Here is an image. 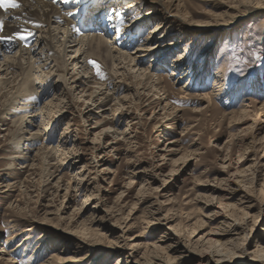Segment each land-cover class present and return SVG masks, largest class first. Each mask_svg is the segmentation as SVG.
<instances>
[{"label":"rangeland","instance_id":"obj_1","mask_svg":"<svg viewBox=\"0 0 264 264\" xmlns=\"http://www.w3.org/2000/svg\"><path fill=\"white\" fill-rule=\"evenodd\" d=\"M160 2L102 3L92 12L102 29L83 34L117 39L110 51L126 56L150 37L173 43L160 50L166 67L150 74L156 89L94 56L105 87L91 79L85 93L72 88L87 76L59 64L80 53L55 26V53L43 56L55 59L53 72L45 70L52 73L43 83L36 80L43 70L35 71L39 94L26 93L35 103L17 91L2 101L0 264H201L197 253L212 231L228 227L234 234L212 249V264H251L240 258L242 244L264 247V0ZM161 19L165 29L152 35ZM24 58L11 53L0 65L25 70ZM179 62L188 75L182 82L171 77ZM53 100L49 130L43 109ZM31 121L42 127L39 137L26 128Z\"/></svg>","mask_w":264,"mask_h":264},{"label":"bare ground","instance_id":"obj_2","mask_svg":"<svg viewBox=\"0 0 264 264\" xmlns=\"http://www.w3.org/2000/svg\"><path fill=\"white\" fill-rule=\"evenodd\" d=\"M109 1H111V0H81L82 6L86 5V4L93 5L91 14H89V15H85V13L83 12L82 9L78 10L76 7L73 6L75 3V0H73V3L67 4V5L63 2V0H18V3L21 4L20 8L10 9L7 12L0 9V20H2L4 22V31L6 33L14 31V30H19V31L25 32V33L30 31L32 33L31 37H28L24 42H22L19 45L15 41L8 43V44H1L0 45V58L6 56L8 54L16 52V53H19L20 57L23 59H25L24 57L26 56L27 57L26 60H27V62H29V68H27L25 70H24V68H21L20 65L17 68L14 65V63H10V62L4 66L0 65V78H1L0 79V104L3 100L8 102V99L10 98V96L15 94L16 91H17V93H20L19 95H21L20 96L21 98H24L26 96V93L27 94L32 93V91H35L38 93L37 89H35L36 87L34 84V79H35V78H33L34 72L35 71L40 72L41 69L43 70L42 76L41 75L40 76L35 75L36 80H40L43 83L45 82L46 75L49 76L48 74H51L53 72L52 69L50 70V64H49V60L51 59L50 57H52V59H54L53 56L49 55L50 57H47L46 60H43V56L45 55V52L49 51V50H51V51H53V53H55V51L53 50L54 49L53 43L55 40L56 41L58 40V34L54 35L56 33L55 29H54L55 26H57V28H58L56 31H59L61 29H66V33L64 31L66 36L64 35L63 37H65V40H66L64 44L65 45L67 44L70 46V47H68V49H75V51H74L75 53H80V54H78L77 57L71 58V60L69 62H67L66 60H63L61 58L63 62L61 61L62 62L61 63L58 61L59 64L64 63L65 66L70 64L72 67H74L75 71H77V68H79L80 72H78V75L82 74L83 76L84 75L87 76V77H85L86 80L84 83H81V84L79 83V87H72V88H76V89L77 88H79V89L83 88L82 86L85 83H88L90 85L92 83L91 79L96 81L95 83L93 82L94 84L101 85V87H105V84L98 83L99 78H98L97 74H95V76H93V77L92 76L88 77L89 73H88L87 67H88V64L90 65V63H89L90 57L94 56V58L95 57L101 58L102 61H104L108 65H110L112 63L113 68H114L113 72L115 75H121V76L126 75L128 73V70L130 72H134V73L137 72L136 74H138V79H140V78L145 79L146 78L149 81L148 83L151 84L150 87L152 89H156V85H158V83L155 84V82H154L155 80L153 79V76H151L150 74L152 73V69L158 68V64H160V67L161 66L163 67L166 65V59L161 60V56L163 53H160V50H164V51L169 50V47H172L171 44H173V43L169 44V46L163 47L162 43L161 44L160 43L159 44L154 43V40L152 41L151 37H150V38L145 40L144 44L139 45L136 52L129 53L128 56H126V55H121V53L117 52V50H115V51L113 50L114 52L110 51L111 46L113 47L112 49H114L116 47L115 42L117 39L115 41L113 40V42H112V40L106 41L103 39V37L102 38L96 37V33H95L94 34L95 37H91V38L89 37V39L85 40L87 38V36L85 37V35L83 36V34H85L86 31L87 32L90 31L91 28H93V29L95 28V31H96V29L100 30V28H101L99 26L96 28V24H98V23H97V21L95 22L92 20V19H94L92 12L94 11L95 8H97L98 5H100L102 3L106 4ZM128 1H130V0H113V2L116 4H118V3L124 4V3H127ZM160 1H163V0H160ZM160 1L156 0V2H151L149 0H138V2H140V4H142L144 6H146V5L149 6L150 4H152L151 6H153V8H156L158 5H161L162 2H160ZM173 1H176V0H173ZM259 4H262V2H260ZM263 5H264V3H263ZM176 7H178V6H176ZM133 8H134V6H133ZM69 10L72 11L73 13H75V15H73V16L66 15V12ZM149 14L151 15V14H155V13L150 11L148 13V15ZM151 19L157 20V17L151 18ZM147 21H149V19L148 20H144V19L141 20V22H143V23H146ZM37 24L42 25V27H36ZM165 25H166V20L161 19V22L159 23V25L156 26V28H154V30L152 31L151 34L153 35L158 30L165 29L164 28ZM81 35L83 37L79 38ZM34 38H36V45L31 46ZM128 43H129V41H128ZM24 45H27V47H25ZM57 55H55V56H57ZM151 56H155L154 57L155 60H152V64H154V66L151 65L150 67H147V68L144 67L146 59L151 57ZM125 61H127V62H125ZM124 62H125V66L122 67L124 65ZM181 66H182V64L180 62L176 63V66H174L173 70H172L171 77L172 78H175V76L179 77L177 82H182L184 80H188L187 79L188 75H187V73L184 72V70ZM120 67L126 69L127 72L122 73L120 71V69H122V68H120ZM2 68H4V69L2 70ZM62 68H65V67H62ZM46 69H49L52 72L46 73L45 72ZM122 71H125V70H122ZM64 72H62V73L64 74ZM148 75H150V76H148ZM119 78H122V77H119ZM68 82H69V80H68ZM73 85H74V83H73ZM108 90H110V89H108ZM115 90H117V88H114L113 91H115ZM48 91H50V90H48ZM45 92H46V90H45ZM85 92H86V87L81 90V93H85ZM43 94H45V93H43ZM199 96L202 98H205V100H209V97H210L207 94L199 95ZM89 97H90L89 101L93 100L94 94L91 93ZM41 99H42V97L40 98L39 96H37L35 98V100L37 101L36 103H38ZM26 100L33 101L34 97L32 96V94H30V96H26ZM54 100L51 103H49L47 106H45V108L43 109L44 120L46 122H43L44 124H42V125L47 127L49 130L51 129V127L53 125V121H52L51 117L48 115L53 113L50 110V107L55 106ZM124 100H126V99L123 98V101ZM121 101H122V99L119 100L120 106L123 105V102H121ZM57 102H58V100H57ZM7 105L6 104L4 105V103H3V105H0V106L4 107L5 111H6ZM9 107H10V105H9ZM24 119H25L24 117L21 118L22 121H24ZM48 121H49V124H48ZM36 125H37L36 122H33V121L26 124V128L32 132L31 135L33 136V138L39 137L40 134L42 133V127H38V129L36 130ZM18 146H20V144ZM219 226H221V225H219ZM222 226H223V224H222ZM247 230H249V229H247ZM232 231H234V230L231 229L230 227H228V229L226 228L225 230L224 229H217L216 231H212L213 233L210 234V238H208V240H207V244L209 245V247L206 249H201L197 253V258L201 264H204V263L205 264H210V263L212 264V262L216 263V261L213 259L215 256L217 258L218 255L213 254L212 249L216 248V253H217V252H219L217 250V248H220V246L226 247L229 244V242L227 243V242H223V241L227 238V236H229L231 233H233ZM233 242H234V239H233ZM261 242H262V240H260L259 242H256L254 250H250V247H252V242H250L249 244L246 242L243 243L239 249L240 252L242 253L240 258H243V259L248 258L247 260L251 261L252 262L251 264H253V263L264 264V247L260 244ZM204 247L205 246H203V248ZM248 247H249V249H248ZM221 250H223V249H221ZM224 254H226V253H224Z\"/></svg>","mask_w":264,"mask_h":264},{"label":"snow or ice","instance_id":"obj_3","mask_svg":"<svg viewBox=\"0 0 264 264\" xmlns=\"http://www.w3.org/2000/svg\"><path fill=\"white\" fill-rule=\"evenodd\" d=\"M63 2L67 5V4L73 3V0H63ZM73 6L76 7L78 10L82 9L85 15L91 14V11L93 8V5L91 4H86L82 6L81 0H75V3ZM261 6H264V5H261ZM20 7H21V4L18 3V0H0V9L4 10L5 12H7L10 9H17ZM66 15L73 16L75 15V13L69 10L66 12ZM36 27H42V25L37 24ZM116 31L119 32L121 31V29L117 28ZM31 36H32V33L30 31L25 33L19 30H14V31L6 33L4 31V22L0 20V44H8V43L15 41L19 45L22 42H24L28 37H31ZM24 46L27 47V45H24ZM89 63L92 64L94 68L96 69V74L100 76L101 78H103V74L100 70V66L98 62L95 60H90Z\"/></svg>","mask_w":264,"mask_h":264}]
</instances>
